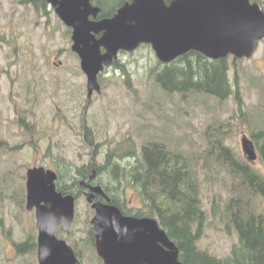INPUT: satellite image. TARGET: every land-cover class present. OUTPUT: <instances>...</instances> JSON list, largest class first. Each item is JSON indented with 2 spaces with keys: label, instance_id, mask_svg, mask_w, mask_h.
<instances>
[{
  "label": "rangeland",
  "instance_id": "1",
  "mask_svg": "<svg viewBox=\"0 0 264 264\" xmlns=\"http://www.w3.org/2000/svg\"><path fill=\"white\" fill-rule=\"evenodd\" d=\"M37 15L30 6L25 7L12 0H0V68L8 71V74L0 78V137L7 139L10 144H26L29 139L28 135L23 134L27 131L16 125L15 107L26 109L25 120L38 126V131H34V146L26 145L17 153L6 152L0 146V192L3 184L6 186L2 192L3 198H0V264H10V259L16 258L5 230H10V237L16 238L32 233L30 225L35 222L33 211L19 207L15 201L19 189L25 185L22 175L26 173L27 168L42 163L54 169L50 155L42 160L43 153L49 147L51 156L65 158L67 163L72 162V168L74 165L89 164L91 158L88 166L91 174L85 180H80L79 191L98 196V193L90 190V187L97 184L101 186L98 182L99 174L93 167L94 162L104 163L107 142L117 143L131 133L138 150L146 136L145 138L165 141L170 148L179 147L183 152L192 155V164L202 190V206L207 212L206 235L200 240L199 246L217 257L226 256L233 242L237 240L234 231L228 234L225 228V206L231 196L229 189L233 178L226 171L220 172L221 169L215 160L216 165L212 169L209 168L207 154L212 150L210 140L218 135L224 138L234 153L241 156L242 136L249 135L248 132L253 127L264 125V99H260V95H263L261 91H264V40L259 42L251 59L239 61L243 106L244 110L248 111L246 116H240L232 97L225 103H220L207 93L194 92L187 96L180 92L170 94L153 85L149 70L156 64L157 57L149 46H142L134 53L122 55V62L129 63L127 71L137 91H129L125 87L123 80H126V76L120 73L114 75L111 84H107L99 95L93 94L94 99L96 98L93 106L85 112L87 128H92L91 134H86L87 140L94 134L97 135L96 131L99 130L96 139L89 143L93 151L97 150V155L92 154V158L91 150L84 146V137L81 134L83 107L87 99L86 79L78 73L73 56L65 50L61 56L57 55V50L69 43L65 29L53 16L47 25L46 19ZM12 40L20 47L21 55L17 64L9 66L6 56L11 52L9 46H13ZM31 49L34 50V61L40 69L36 78L30 79L29 85L23 68L28 65L29 69L34 63L30 55ZM55 55L67 63V69L46 65L48 57L51 56L52 62ZM231 73L233 76L232 70ZM18 74H21L20 79H17ZM112 74L110 72L108 75ZM53 75L62 78L64 84L52 77ZM260 102L262 111L258 109ZM210 126L212 128L207 130ZM144 127H150V130H145ZM107 136L114 138L108 141ZM99 141L104 142L103 146ZM86 144L88 145V142ZM97 145L101 147L98 148ZM124 161H127V158ZM254 163V166L264 173V164L260 161ZM10 172L14 175L13 178L10 177ZM12 186L17 188L14 197ZM93 199L96 200V197ZM81 201V221L75 229L85 235V220L90 210L85 198H81ZM254 202L256 210L264 212V197L257 196ZM75 239L83 249L87 264H101L95 247L90 242L80 239L77 235Z\"/></svg>",
  "mask_w": 264,
  "mask_h": 264
},
{
  "label": "trees",
  "instance_id": "2",
  "mask_svg": "<svg viewBox=\"0 0 264 264\" xmlns=\"http://www.w3.org/2000/svg\"><path fill=\"white\" fill-rule=\"evenodd\" d=\"M29 1L36 3L40 0ZM252 1L259 2L264 9V0ZM95 2L102 7V15L111 16L124 0H95ZM237 61L236 59L231 61L227 57L211 59L199 51L190 50L169 63L157 59L156 64L149 70V77L153 85L170 94L180 92L187 96L194 92L207 93L221 103L233 96L240 116H246L248 112L244 111L240 85L241 72ZM232 69L233 77L230 74ZM125 76L126 88L136 92L133 79L127 69ZM262 94L260 99H264V91ZM260 107H262L261 102ZM19 123H23L24 130L29 133L38 131V126L26 121L24 115H21ZM87 127L84 140L89 144L91 140L96 139L99 130L96 131L97 135H91V139L87 140L86 134H91L90 129H92ZM249 133L258 151V159L264 164V125L253 127ZM145 137L138 150L132 140L133 134H128L121 144H130V149L123 150L121 145L116 148L115 153H107L104 163L94 162L93 167L99 174L98 182L112 199L111 203L119 207L124 214H129L130 211L133 213V209H130L125 199H133L134 203L140 206V210L136 211L137 215L156 218L177 244L179 259L183 264H264V212H258L254 202L256 196H264V173L254 166V161L248 160L241 149V156L234 153L224 138L218 135H215L214 139L210 138L213 150L207 154L208 167L212 169L217 164L221 169L220 172L226 171L233 178L229 189L231 196L225 206L227 218L225 228L228 234L234 231L237 236L229 253L224 257H217L198 245L206 232L207 212L202 206V190L196 169L192 164V155L183 152L179 147L172 149L166 142ZM31 143L35 144V142ZM126 158L127 161H124ZM52 161L59 169V188L66 192H80V180H85L91 174L88 164L74 165L72 168V162L67 163L68 160L57 156L52 158ZM9 174L10 177H14L11 172ZM25 177L23 174L24 179ZM5 187L3 184L2 192ZM12 188L14 197L17 188L16 186ZM2 192L0 198H3ZM216 194H214V206L217 203ZM15 201L20 207H24V185L19 189ZM92 241H94L93 237ZM34 245L26 240L15 243V248L23 253L29 246L31 247L28 250L34 248Z\"/></svg>",
  "mask_w": 264,
  "mask_h": 264
},
{
  "label": "water",
  "instance_id": "3",
  "mask_svg": "<svg viewBox=\"0 0 264 264\" xmlns=\"http://www.w3.org/2000/svg\"><path fill=\"white\" fill-rule=\"evenodd\" d=\"M47 1L75 29L74 49L88 75L89 95L100 90L97 74L103 65L112 63L119 49L151 43L164 62L190 50L211 58L229 54L242 58L251 57L257 41L264 38V10L250 0H171L169 4L165 0H133L114 17L99 22L89 20L98 12L90 0ZM91 32L103 34L98 40ZM243 148L248 158H256L254 144L246 137ZM55 178L53 171L42 167L28 171L27 207H37L40 262L80 264L72 249L54 236L58 224L70 225L74 212L72 197L56 193ZM94 191L103 194L101 187ZM93 206L97 213L92 228L97 252L105 264H183L176 244L155 219L125 216L110 204L94 202Z\"/></svg>",
  "mask_w": 264,
  "mask_h": 264
},
{
  "label": "flooded vegetation",
  "instance_id": "4",
  "mask_svg": "<svg viewBox=\"0 0 264 264\" xmlns=\"http://www.w3.org/2000/svg\"><path fill=\"white\" fill-rule=\"evenodd\" d=\"M125 1L126 0H124V2L123 3H125ZM89 146H90V144H88ZM93 154V150L91 151V155ZM93 158V157H92ZM97 197H99V196H97ZM77 256L80 258V259H82V257L84 256V254H83V249L82 248H80L79 250H78V252H77Z\"/></svg>",
  "mask_w": 264,
  "mask_h": 264
},
{
  "label": "bare ground",
  "instance_id": "5",
  "mask_svg": "<svg viewBox=\"0 0 264 264\" xmlns=\"http://www.w3.org/2000/svg\"><path fill=\"white\" fill-rule=\"evenodd\" d=\"M95 175V174H94ZM61 213H62V210H61Z\"/></svg>",
  "mask_w": 264,
  "mask_h": 264
}]
</instances>
